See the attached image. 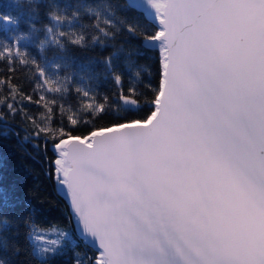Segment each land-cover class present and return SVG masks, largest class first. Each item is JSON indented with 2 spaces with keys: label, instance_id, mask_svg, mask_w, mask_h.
<instances>
[{
  "label": "snow or ice",
  "instance_id": "obj_1",
  "mask_svg": "<svg viewBox=\"0 0 264 264\" xmlns=\"http://www.w3.org/2000/svg\"><path fill=\"white\" fill-rule=\"evenodd\" d=\"M148 3L158 21L154 31L135 23H127L126 31L159 56L156 86L148 81L125 88L124 73L107 58L115 110L109 96L98 98L80 86L76 108L46 101L47 120L20 110L34 136H43L45 150L52 144L56 182L79 236L38 226L32 221L37 210L0 187V213L11 207L17 214L15 222L0 215V244L7 248L3 234L16 227L19 235L22 221L31 229L33 255L42 259L66 245L75 248L82 238L95 255L76 252L75 264H264V0ZM128 6L141 4L129 0ZM10 20L0 15V21ZM94 27L103 37L113 34L109 28L120 31L99 12ZM101 36L92 41L103 44ZM68 39L86 44L77 32ZM125 65L141 76L136 69L144 65L131 58ZM35 66L41 77L47 75ZM56 80L59 87L49 84L44 91L67 94V80ZM20 95V102L41 106L39 99ZM6 107L17 112L13 103ZM105 118L106 125L96 123ZM0 264L10 262L0 257Z\"/></svg>",
  "mask_w": 264,
  "mask_h": 264
},
{
  "label": "trees",
  "instance_id": "obj_2",
  "mask_svg": "<svg viewBox=\"0 0 264 264\" xmlns=\"http://www.w3.org/2000/svg\"><path fill=\"white\" fill-rule=\"evenodd\" d=\"M128 3L127 0H0V15L10 17L12 21L7 27L0 25V98H7L5 104H0V114L3 115L0 119V187L14 201L30 204L36 209L32 221L40 227H71L78 237L68 206L57 190L52 164L56 155L52 144L48 141L45 150L43 136L38 139L34 136L31 122L20 110L27 112L33 120L41 121L49 116L43 106L47 100H55L57 105L62 103L66 108L69 105L76 108L77 86L94 92L98 98L109 96L110 105L115 110L118 100L112 95L116 88L106 64L107 58H111L113 67L124 73L125 88L132 86L139 89L148 81L156 86L159 56L155 50L142 48L141 38L126 31L127 23L147 27L150 32L154 31L155 24L142 9H133ZM97 12L102 19H110L120 31L109 28L113 34L101 36L94 27ZM54 14L56 20L53 19ZM60 17L65 19L61 22ZM121 20L125 23L121 24ZM72 32L85 36L84 47L69 41L68 34ZM93 35L101 36L104 43L93 42ZM129 58L144 65L143 69H136L141 70L139 78L132 75L133 69L126 67L125 61ZM35 64H39L47 75L41 77ZM48 77H51L48 84L37 90L35 85ZM56 77L67 80V94L44 91L49 84L59 87ZM21 93L32 100L39 99L41 106L20 102ZM6 103H13L17 112H9ZM41 113H44L43 117ZM81 115L83 119H88L83 113ZM55 120L57 124L60 122L58 106ZM96 123L104 126L108 119ZM0 215L16 221L17 214L11 207L4 208ZM30 230V226L21 221L19 235L15 234L16 227L4 233L8 246L5 249L0 244V257L10 264H75L76 252L81 254V258L95 255V250L86 246L81 238L77 239L75 248L44 259L35 257L32 242L27 238ZM13 244L19 245L21 250L18 254Z\"/></svg>",
  "mask_w": 264,
  "mask_h": 264
},
{
  "label": "water",
  "instance_id": "obj_3",
  "mask_svg": "<svg viewBox=\"0 0 264 264\" xmlns=\"http://www.w3.org/2000/svg\"><path fill=\"white\" fill-rule=\"evenodd\" d=\"M129 2V0H127ZM138 3L141 4V7H139L140 9L144 10V9H150V10H154V9H151V6H150V3H148V0H138ZM151 19V21L156 25L158 23L157 19L155 18V16L153 15L152 17H149ZM66 187V186H65ZM57 190L59 192V194L64 198L67 206H68V210L72 216V209H71V206L68 202V199H67V196L65 195L63 189L59 188V186L57 185ZM73 218V226H74V231L75 233L79 236V228H78V225H77V222L75 220V218L72 216ZM83 240V239H82Z\"/></svg>",
  "mask_w": 264,
  "mask_h": 264
},
{
  "label": "rangeland",
  "instance_id": "obj_4",
  "mask_svg": "<svg viewBox=\"0 0 264 264\" xmlns=\"http://www.w3.org/2000/svg\"><path fill=\"white\" fill-rule=\"evenodd\" d=\"M11 22H12L11 20H10V22H8V23H5V22H3V21H0V25L7 27V26H9V25L12 24ZM54 226H55V225H54ZM50 227H52V226H49V227H47V228H50ZM55 227L58 228L59 230L69 232L70 234L73 235L74 238H76V236L74 235L73 230H72L71 227H63V226H57V225H56ZM49 238H51V239H55V235H51ZM69 248H70V247H68V246L66 245V246L64 247V249H63L62 251H59V252L67 251Z\"/></svg>",
  "mask_w": 264,
  "mask_h": 264
},
{
  "label": "bare ground",
  "instance_id": "obj_5",
  "mask_svg": "<svg viewBox=\"0 0 264 264\" xmlns=\"http://www.w3.org/2000/svg\"><path fill=\"white\" fill-rule=\"evenodd\" d=\"M154 10H150V9H144V13L147 17H152Z\"/></svg>",
  "mask_w": 264,
  "mask_h": 264
}]
</instances>
